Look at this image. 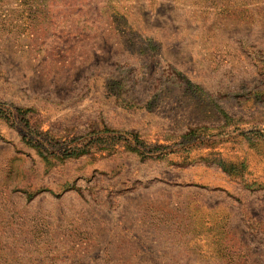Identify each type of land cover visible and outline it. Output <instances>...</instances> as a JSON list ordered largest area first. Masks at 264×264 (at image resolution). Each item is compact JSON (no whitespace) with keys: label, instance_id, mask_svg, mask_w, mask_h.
Wrapping results in <instances>:
<instances>
[{"label":"rangeland","instance_id":"374dc122","mask_svg":"<svg viewBox=\"0 0 264 264\" xmlns=\"http://www.w3.org/2000/svg\"><path fill=\"white\" fill-rule=\"evenodd\" d=\"M0 264H264V0H0Z\"/></svg>","mask_w":264,"mask_h":264},{"label":"trees","instance_id":"16d2710c","mask_svg":"<svg viewBox=\"0 0 264 264\" xmlns=\"http://www.w3.org/2000/svg\"><path fill=\"white\" fill-rule=\"evenodd\" d=\"M39 141L49 143L50 147H52V148L54 147L51 144L52 143L51 141L41 140V139H39L38 142ZM83 152H84V147L70 146L69 148L65 149L63 152H60V154L63 153V155H65L66 157H71V156H78Z\"/></svg>","mask_w":264,"mask_h":264}]
</instances>
